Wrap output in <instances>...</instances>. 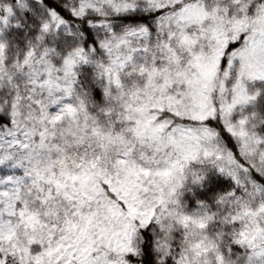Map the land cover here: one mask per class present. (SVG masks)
I'll use <instances>...</instances> for the list:
<instances>
[{
  "label": "snow or ice",
  "instance_id": "1",
  "mask_svg": "<svg viewBox=\"0 0 264 264\" xmlns=\"http://www.w3.org/2000/svg\"><path fill=\"white\" fill-rule=\"evenodd\" d=\"M0 264H264V0H0Z\"/></svg>",
  "mask_w": 264,
  "mask_h": 264
}]
</instances>
